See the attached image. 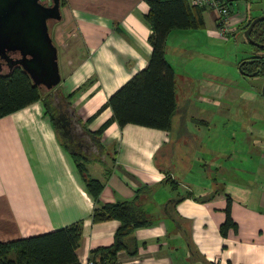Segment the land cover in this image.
I'll use <instances>...</instances> for the list:
<instances>
[{
	"label": "crops",
	"instance_id": "0c3cea01",
	"mask_svg": "<svg viewBox=\"0 0 264 264\" xmlns=\"http://www.w3.org/2000/svg\"><path fill=\"white\" fill-rule=\"evenodd\" d=\"M228 4L230 33L226 36L242 30L252 17L247 0H228ZM259 9H264V3ZM148 10L147 0H66L61 6V20L52 30L61 51V81L42 97L60 116L59 122L55 125L46 113L43 99L0 117V240L42 234L79 222L81 238L76 255L85 264L92 250L112 244L119 226L115 218L93 221L94 209L105 203L133 201L149 222L133 229L130 247L117 251L115 264H264V145L256 149L255 143L245 139L252 133L234 131L231 137L240 136L245 142L243 150L241 146L234 150L250 158L249 162H257L263 173L255 175L252 170L255 174L241 177L244 167L231 163V156L210 166L219 175L215 181L230 182L231 215L238 230L230 229L226 236L219 226L225 219L224 194L228 192L216 182L195 180L191 182L194 188L176 181L172 161L186 168L189 164L181 157H185L193 137L203 136L199 127L188 129L187 110L172 117L169 130L133 123L119 127L112 122L100 131L102 148L87 156L80 126L98 132L112 115L109 107L98 112L100 106L148 64ZM214 25L209 32L217 35L215 18ZM198 33L192 28H175L167 34L165 58L174 70L175 90L179 81L204 82L203 74L197 75V69H203L199 51L203 36ZM207 71L215 80L208 79L203 88L209 92L204 95L212 108L203 111L206 119L197 120L204 125L212 116L213 106L221 104L223 94L216 88L225 73L220 67ZM71 120L77 131L71 142L74 152L59 137V129L72 127ZM194 143L201 157L192 166L197 164L203 172L208 168L203 164V153L211 151L207 145L201 148ZM79 164L103 185L97 201L86 190ZM93 166H99L94 176L90 171ZM188 170L181 176L192 178L188 174L193 168ZM167 176L177 187L166 180ZM216 189L219 191L214 193ZM181 195L186 197L169 203Z\"/></svg>",
	"mask_w": 264,
	"mask_h": 264
},
{
	"label": "trees",
	"instance_id": "16d2710c",
	"mask_svg": "<svg viewBox=\"0 0 264 264\" xmlns=\"http://www.w3.org/2000/svg\"><path fill=\"white\" fill-rule=\"evenodd\" d=\"M149 10L145 19L151 25L149 42L151 54L146 68L137 72L132 78L119 87L107 101L100 106L98 112L109 107L112 115L106 120L98 132H92L80 126L79 134L89 153L102 148L98 137L105 127L116 122L119 127L128 123L143 125L146 127L169 130L171 120L178 111L176 102L175 77L172 66L165 58L166 37L170 30L179 28H200L204 26L201 7L189 5L186 0H147ZM66 0H60V6ZM254 16L249 17L242 27L245 30ZM250 37L256 42L264 44V18L258 20L250 33ZM248 43L254 50L251 54L240 59L238 64L246 73L260 75L264 78V48H259ZM48 90L35 85L29 75L18 65L9 71H0V117L21 109L37 100L43 99ZM46 113L57 125L59 117L47 99H43ZM63 119L64 117L61 116ZM71 128L59 129L65 141L63 145L74 152L71 143L76 134L75 123L71 120ZM78 124V123H77ZM78 129V128H77ZM78 136V134H77ZM61 139V138H60ZM79 171L85 182V187L94 201L98 200L103 185L93 177L87 175L86 169L79 164ZM173 187H177L169 176L166 177ZM219 190H215L217 193ZM226 196V207L224 209L225 219L220 224L219 230L226 236L231 229L237 232L238 226L231 215V196ZM186 197L181 195L170 204L177 203ZM168 203V204H169ZM167 204V206H168ZM115 218L119 226L114 234L112 244L95 248L91 251L93 264H115L117 251L130 247L129 236L133 229L147 224L149 221L137 211L133 201L105 203L100 208H95L93 221ZM81 238V224L72 223L42 234H34L7 241L0 240V264H81L76 255V249ZM134 254L136 250H129Z\"/></svg>",
	"mask_w": 264,
	"mask_h": 264
},
{
	"label": "rangeland",
	"instance_id": "374dc122",
	"mask_svg": "<svg viewBox=\"0 0 264 264\" xmlns=\"http://www.w3.org/2000/svg\"><path fill=\"white\" fill-rule=\"evenodd\" d=\"M247 2L252 16L255 17L256 14H264V9H259L262 7L264 0H247ZM203 15L205 25L202 28H195L193 31L197 33L202 32L203 36L200 40L201 46L199 49L201 54H203L200 58V60L203 62V69H197V75L203 74L202 76L204 78V82L199 85L197 83L193 84L192 82L190 84L184 81L178 82V89L176 90L178 111L174 115L176 118L182 112L187 110L186 120L189 123H186V125L188 129L190 131H195L197 127H199L200 132L203 133V136L201 138L193 137L189 142L191 146H188L185 157H181L183 160L186 158V161L189 164L186 168L183 167L179 161L178 163H175L173 160L172 165L175 166V173L177 175L176 181H179L182 186L186 187V183H188L190 186L191 182L194 183L195 180H203L204 183L207 181L216 182L218 188H221L224 192H228L229 187L227 184L230 183L229 181H215V178L218 179L219 175L215 174L216 171L210 169V166L215 165V163H223V161H225L228 156H231V163L240 164V168L244 167V170H242L240 173L241 177L255 174L252 170H255V175H260L259 173H263V170L261 171V166H258L257 162H249L250 158H247L246 156L245 159L244 156H240L243 154H239L236 151L238 150V146H241L242 150L244 149L243 146L245 145V142L242 141L243 138L240 136L231 137V135L237 130L241 132H250L249 135H253L250 137H245V139H249L250 144L255 143L256 149H259L264 145V142L261 141V139L264 140V96L260 91L264 78L260 75L249 76L240 72L238 61L242 57L246 56L247 53L251 54L254 50L252 45L246 40L244 30H241L240 28V30L235 34L236 36L234 34H230L220 38L213 32H209V29L216 27L214 25L215 15L210 10H205ZM59 22L60 21L51 23L49 29L53 42L58 48V62L60 65L61 51L57 45V42L54 40V35L52 32L53 27L59 24ZM192 65L193 64L191 63L189 67L192 68ZM211 67H215V69L220 67L225 71L222 78L223 82L218 83V87L216 88V91L223 94V96L219 97L221 104L216 107L213 106L214 109L212 116L208 117L209 122L207 125H204L197 120H199V118L206 119L205 112L203 111L205 109H212L211 107L207 106L208 102L211 100L204 95V92H209L203 89L207 87L208 79L215 80V75H210L207 71V69H210ZM204 72L207 74L205 75ZM227 72H229V76L226 75ZM229 79L231 81L230 83H228ZM209 89L211 90V88ZM213 100L216 101V99ZM213 119L214 121H210ZM194 124L197 126L195 127ZM174 126L176 129L177 126L179 128L177 121L175 122ZM219 134L220 136L217 138L216 135ZM60 138L61 140L65 141L63 134H60ZM194 142L201 144V148H204L207 145L209 147V151H211V153L208 154L203 153V164L206 163V167H208L203 172L198 170L199 168L197 164L192 166V162L199 161L198 159L201 157V154L197 153V150L199 149L195 148ZM234 148L236 150H234ZM250 148L253 149V146ZM91 155L92 154L90 153L87 154L88 157ZM221 158L223 159L221 160ZM258 167L260 168L258 169ZM187 168H193L192 172H189L188 174L191 175L192 178H184L181 176V174L184 172L189 171ZM247 169L250 172L247 171L246 173H242ZM90 171L93 176L98 174L99 166L97 169L95 166H93L92 170ZM201 173L203 174L201 175ZM255 175L253 177H255ZM191 187L196 188V185L191 184Z\"/></svg>",
	"mask_w": 264,
	"mask_h": 264
},
{
	"label": "water",
	"instance_id": "95a60500",
	"mask_svg": "<svg viewBox=\"0 0 264 264\" xmlns=\"http://www.w3.org/2000/svg\"><path fill=\"white\" fill-rule=\"evenodd\" d=\"M60 0H0V58L9 67L18 65L32 82L45 90L55 88L61 81L58 48L50 33V24L61 20ZM264 14L255 16L244 30L245 37L255 46L264 48L263 43L250 37L255 23ZM17 53L16 57H9ZM246 75H253L241 70ZM264 96V81L261 86Z\"/></svg>",
	"mask_w": 264,
	"mask_h": 264
},
{
	"label": "built area",
	"instance_id": "2783aa9c",
	"mask_svg": "<svg viewBox=\"0 0 264 264\" xmlns=\"http://www.w3.org/2000/svg\"><path fill=\"white\" fill-rule=\"evenodd\" d=\"M50 2L51 0H44ZM189 5L201 7L204 10H210L215 15V22L217 24L216 33L222 38L230 33L228 25L230 8L228 0H186ZM85 264H93L91 260H87Z\"/></svg>",
	"mask_w": 264,
	"mask_h": 264
},
{
	"label": "flooded vegetation",
	"instance_id": "af4514ba",
	"mask_svg": "<svg viewBox=\"0 0 264 264\" xmlns=\"http://www.w3.org/2000/svg\"><path fill=\"white\" fill-rule=\"evenodd\" d=\"M17 53H10L9 57H16ZM11 68L9 67L8 62L5 59L0 58V71H9Z\"/></svg>",
	"mask_w": 264,
	"mask_h": 264
}]
</instances>
